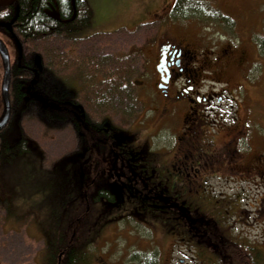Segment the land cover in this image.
I'll use <instances>...</instances> for the list:
<instances>
[{
    "label": "rangeland",
    "instance_id": "obj_1",
    "mask_svg": "<svg viewBox=\"0 0 264 264\" xmlns=\"http://www.w3.org/2000/svg\"><path fill=\"white\" fill-rule=\"evenodd\" d=\"M86 1L92 18L81 37H50L28 47L73 84L72 94L91 120L108 118L122 130L117 137L126 140L117 145L124 142L121 149L132 153L130 160L145 166L150 188L137 183L142 180L133 170L135 182L117 189L122 193L117 204L106 198L92 206L88 202V264H148L153 253L154 264H217L208 248L198 246L206 240L208 226L201 219L211 216L222 225L220 219H227L231 237L256 247L264 258V165L258 163L264 154V50L259 46L264 0H209L231 22L206 15L175 19L164 12L168 35L185 48H206L216 61L226 57V50L248 56L243 67L224 72L227 98L205 114L201 148L207 165L198 170L171 165L183 123L187 116L194 118L187 105L181 103L166 121L150 81L144 87L136 83L151 75L156 37L164 27L157 21L176 0ZM221 89L216 85L215 90ZM40 110L31 105L19 123L41 150L43 169L51 170L73 155L78 140L70 122L48 121ZM37 164L27 166L30 171L17 186L20 198L10 213L0 210V264H49L44 239L51 208L60 200L58 176L53 168L44 182ZM162 201L166 209L158 207ZM180 216L195 218V238L177 220ZM55 256L61 263L63 252Z\"/></svg>",
    "mask_w": 264,
    "mask_h": 264
},
{
    "label": "trees",
    "instance_id": "obj_2",
    "mask_svg": "<svg viewBox=\"0 0 264 264\" xmlns=\"http://www.w3.org/2000/svg\"><path fill=\"white\" fill-rule=\"evenodd\" d=\"M205 15L231 22L209 0H176L170 10V16L175 19ZM91 18L92 9L86 0H14L10 6H0V22L13 19L14 33L24 45L21 58L14 64L15 80L10 91L16 115L27 111L31 105H37L46 120L70 122L78 140L73 155L60 159L51 170H46L42 167L41 150L25 134L16 116L0 130V210L10 213L11 206L20 198L17 186L24 172L30 171L29 163L33 165L35 160L38 161L37 166L42 169L38 177L44 182H48L49 172L56 168V192L60 200L51 208V225L49 223L48 235L44 239L49 264L89 263L91 242L88 231L91 226L87 220L91 207L88 202L92 206L106 198L117 204L122 198L117 189L135 182L133 170L142 180H136L137 183L150 189L145 166L132 161L130 169L128 159L117 145L120 140L117 134L122 130L108 118L91 120L82 104L74 98L73 84L56 75L28 47L31 42L50 37L79 38L82 36L79 33L90 25ZM259 46L264 50V39ZM29 53L33 56H27ZM113 148L120 149L121 154L112 155ZM158 204L166 209L163 201ZM182 216L177 220L195 238V218L183 219ZM211 219H201L208 226L203 231L206 240L198 246L208 248L215 255L217 264H264L263 255L256 247L233 235L231 237L227 219H220L224 225L216 217L211 216ZM194 249L198 252L196 247ZM60 251L63 252L61 263L55 256ZM155 256L153 253L148 264L155 263ZM200 257L205 259L203 254Z\"/></svg>",
    "mask_w": 264,
    "mask_h": 264
},
{
    "label": "flooded vegetation",
    "instance_id": "obj_3",
    "mask_svg": "<svg viewBox=\"0 0 264 264\" xmlns=\"http://www.w3.org/2000/svg\"><path fill=\"white\" fill-rule=\"evenodd\" d=\"M169 8V7H168ZM170 10L164 8L163 13L157 22L159 26H164L161 34L156 37L157 50L152 67L151 75L144 74L143 79L136 80L139 86H145L147 79L150 81L153 88V98L158 100L160 108L163 112V118L169 121L179 110L180 104L185 103L189 114L193 115V121L186 117L187 123L181 128V134L178 135V141L181 142L176 147V157L171 163L175 168L180 165L186 166V169L190 170L195 168L198 170L200 167H205L207 164L202 160L206 151L203 150V130L201 124L205 123L207 118L205 114L211 113V110L215 107L216 103H223L227 95L225 91L229 82L223 78L224 72L231 74L235 69L243 67L247 62V55L244 51H235L232 54L226 50V57L221 61H216L215 58L210 55V51L203 48L199 51L190 50L184 47L176 41V39L166 31L167 22L164 17L170 15ZM13 19L0 22V39L5 44L9 59H10V79L8 86V99L10 105V113L8 120L4 124V127L10 122L11 119L16 116V120L19 122L20 114L16 115L15 108H13L12 95L10 94L11 85L15 80L13 71L15 63L21 58V52L24 45L20 42L19 38L14 33ZM37 57V55H35ZM38 58V57H37ZM19 66V65H18ZM3 78V65L0 57V120L4 112V105L1 96V83ZM22 80L19 81L21 83ZM216 85H220L221 93L219 90H215ZM22 93V90H20ZM185 116L182 117L184 120ZM120 139V141H125ZM124 142H121L118 146L121 147ZM120 149L113 148L111 153L114 156L121 154ZM125 150V149H124ZM123 151V150H121ZM126 151V150H125ZM123 155L128 159V166L132 168V161L130 156L123 151ZM259 164L264 165V154H260Z\"/></svg>",
    "mask_w": 264,
    "mask_h": 264
},
{
    "label": "water",
    "instance_id": "obj_4",
    "mask_svg": "<svg viewBox=\"0 0 264 264\" xmlns=\"http://www.w3.org/2000/svg\"><path fill=\"white\" fill-rule=\"evenodd\" d=\"M13 0H0V5L6 6L10 5ZM0 57L3 65V78L1 83V96L4 105V112L0 120V127H3L6 121L8 120L10 113V105L8 99V86L10 79V60L8 50L5 44L0 39Z\"/></svg>",
    "mask_w": 264,
    "mask_h": 264
}]
</instances>
